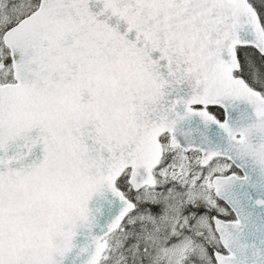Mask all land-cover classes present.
Here are the masks:
<instances>
[{
  "label": "snow or ice",
  "instance_id": "6c2138e0",
  "mask_svg": "<svg viewBox=\"0 0 264 264\" xmlns=\"http://www.w3.org/2000/svg\"><path fill=\"white\" fill-rule=\"evenodd\" d=\"M0 264H264V0H0Z\"/></svg>",
  "mask_w": 264,
  "mask_h": 264
}]
</instances>
